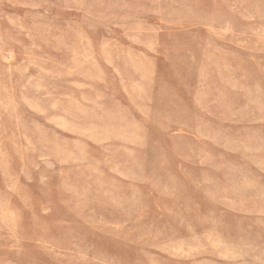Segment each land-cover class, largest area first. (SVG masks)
Returning a JSON list of instances; mask_svg holds the SVG:
<instances>
[{"label":"rangeland","instance_id":"rangeland-1","mask_svg":"<svg viewBox=\"0 0 264 264\" xmlns=\"http://www.w3.org/2000/svg\"><path fill=\"white\" fill-rule=\"evenodd\" d=\"M0 264H264V0H0Z\"/></svg>","mask_w":264,"mask_h":264}]
</instances>
